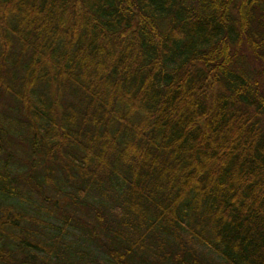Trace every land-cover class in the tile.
Masks as SVG:
<instances>
[{
  "label": "trees",
  "instance_id": "1",
  "mask_svg": "<svg viewBox=\"0 0 264 264\" xmlns=\"http://www.w3.org/2000/svg\"><path fill=\"white\" fill-rule=\"evenodd\" d=\"M0 264H264V0H0Z\"/></svg>",
  "mask_w": 264,
  "mask_h": 264
},
{
  "label": "rangeland",
  "instance_id": "2",
  "mask_svg": "<svg viewBox=\"0 0 264 264\" xmlns=\"http://www.w3.org/2000/svg\"><path fill=\"white\" fill-rule=\"evenodd\" d=\"M19 150V149H18ZM21 151H19V153H20ZM48 191V193L52 196V193L50 192V190H47ZM54 197L56 196V194H54L53 195ZM60 202L62 203V199H60ZM63 202H65V200L63 199Z\"/></svg>",
  "mask_w": 264,
  "mask_h": 264
}]
</instances>
